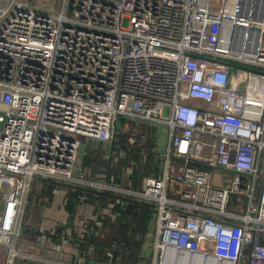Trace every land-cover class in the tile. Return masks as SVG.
Masks as SVG:
<instances>
[{"label":"built area","instance_id":"2783aa9c","mask_svg":"<svg viewBox=\"0 0 264 264\" xmlns=\"http://www.w3.org/2000/svg\"><path fill=\"white\" fill-rule=\"evenodd\" d=\"M122 118L167 126L164 169L85 179V142L108 145L110 171L127 158ZM38 179L152 204L150 264H264V0H0V264L23 254Z\"/></svg>","mask_w":264,"mask_h":264},{"label":"crops","instance_id":"0c3cea01","mask_svg":"<svg viewBox=\"0 0 264 264\" xmlns=\"http://www.w3.org/2000/svg\"><path fill=\"white\" fill-rule=\"evenodd\" d=\"M120 121L123 122V124L120 126L121 131L123 132L126 131L127 127H129V124H135L133 122H128V124L126 120ZM167 131L168 129L166 125H159L158 128H156V134L158 133L156 144L159 146L160 150L158 154L161 157V160H164L160 162V165H158L160 171L164 169L165 165L164 154L167 152L169 138ZM101 147L105 150L103 155L104 160L107 163V167L105 170L100 169L99 171L92 173L93 170L96 171L99 166L93 161L90 162V165H85L83 163V158L87 155L88 151H96ZM106 151H108V145L105 143L94 140L84 143L82 148V171L84 178L90 181H98V183L103 184V180L105 182L108 180V178L103 177L104 174L109 173L110 175L114 176V178L119 177L115 171L116 169L120 168L122 183L126 184L129 181V179H127L126 183H124L125 181L123 182V180L126 179V176L132 178L131 182H133L135 180L133 178L134 174L132 175L131 173L130 176L128 172L130 171V168L128 169V165H130V161L133 159L132 155H128L127 160L124 158V161L126 162L124 167L118 164L116 165L117 167L115 170L110 171V163H108L109 159L106 157ZM135 157L137 160V155H135ZM112 163L114 162L112 161ZM181 165L182 163L180 160H174L173 158L171 159V166L174 171H178ZM153 174L154 172L149 173L148 175L143 174L142 177L153 176ZM142 179L143 178H141L139 181L141 182ZM126 186H129V182ZM57 191H63L62 196L57 195ZM82 191L83 192L73 200L71 198L70 202H67L70 198V191H68V188L59 185L58 188L53 190L54 195L52 198H48L39 202L36 196L32 198L30 196L29 201L31 200L33 202L31 212H34L36 207H39L42 213L37 216V222H33L30 219L26 221V216L25 222L28 224V226L32 223L38 231L36 233H32V231L28 230L27 228V230L22 232L18 240V249L22 251L23 254L18 255L15 258L14 264H115L114 262L111 263L108 259V256L106 257L105 254L103 255L100 253L97 248H95L92 254L85 257L83 252L86 246H82L81 243L78 245V243L72 240L70 236L76 235V232L81 229V225L83 224V226H85L90 232L87 234V239L92 238L93 235L96 237L102 236L106 230L104 222L107 219L111 220V222H114L120 215V212L117 210V208L125 207L127 199L123 198L117 202V198L115 196L106 195L107 192L102 194V191H100L98 195H94L90 192H87L86 189H83ZM71 202L74 207L73 211L67 207V204ZM141 203L147 204L145 202ZM152 216L153 217L150 221L148 232L146 233L145 240L139 254L140 259L138 260L137 264H139L140 260H143L149 264V258L146 254L150 252V248L152 247V243L154 241L156 220L155 210L153 211ZM39 218L40 221L38 222ZM57 244L60 245V249H57ZM117 259L120 260L121 264H127L123 261L122 256ZM6 260L7 255L5 253V248L0 246V262H5Z\"/></svg>","mask_w":264,"mask_h":264},{"label":"trees","instance_id":"16d2710c","mask_svg":"<svg viewBox=\"0 0 264 264\" xmlns=\"http://www.w3.org/2000/svg\"><path fill=\"white\" fill-rule=\"evenodd\" d=\"M155 134L156 128L148 124H129V127L125 132L121 131V129H116V136L121 137V144L123 147L126 142L129 143L132 141V145H130L134 146V150L139 154L137 156L139 169L133 175V178L137 181L142 178L143 174L148 175L149 173H152L155 167L158 168V165H160V162L162 161L158 152L154 150L157 147ZM123 147L121 148L122 151H124ZM104 153L105 150L101 147L96 151H88L87 155L84 156L83 163L85 165H90V162L93 161L99 166L96 171L93 170L92 173H95L100 169L105 170L107 167V163L104 160ZM143 158L144 161H142ZM173 159L179 160L176 157ZM115 172L119 175V177L121 176L120 168L116 169ZM123 182L126 183L127 180L125 179ZM55 188H58V184L55 181L50 179H38L33 184L31 198L36 196L39 202L52 198L54 195L53 190ZM82 190L83 189L70 191V198L67 202H70L71 198L73 200L80 195L83 192ZM86 191L91 194L94 193L92 190ZM104 193L105 192H102V194ZM106 195L113 196V194L108 192ZM126 202L125 207L117 208L120 215L114 222H111L109 219L104 222L106 228L105 233L99 237L93 235L92 238L87 239V242L94 244L99 252L103 255L105 254L106 257V253L108 251H112L115 253V259L122 256L123 261L127 264H137L140 259L139 254L144 243L146 233L148 232L150 221L153 217L154 206L148 203L142 204L141 202L130 198H127ZM71 204L72 202L68 203L67 207L73 211L74 207L73 204ZM246 204L247 201L244 196L232 195L229 200L228 208L231 212L242 215L246 211ZM39 221L40 218L38 219V222ZM28 230H31L32 233H36L38 231L32 223L28 226ZM81 245L85 247L87 243H81Z\"/></svg>","mask_w":264,"mask_h":264},{"label":"rangeland","instance_id":"374dc122","mask_svg":"<svg viewBox=\"0 0 264 264\" xmlns=\"http://www.w3.org/2000/svg\"><path fill=\"white\" fill-rule=\"evenodd\" d=\"M121 120H125L124 118H122ZM123 124V122L122 121H120V122H118V125H117V130H120V126ZM116 139H117V142H116V144H115V148H116V152H115V155L117 154V151H120L121 150V148L123 147V145L121 144V142H122V139H121V137L120 136H116L115 137ZM155 139L157 140V134H155ZM85 140V139H84ZM129 144H132V143H129ZM128 144V142H126V144H124V147H123V150H124V152H126V154L125 155H132V158H135V155H139L138 154V152H136L135 150H134V146H131V145H129ZM126 145H128V146H126ZM118 146H119V148H118ZM155 151H157V152H159L160 150H159V146H157L156 147V149H154ZM124 155V156H125ZM121 156V155H120ZM126 160H127V158H126ZM112 161L113 162H116L115 164H120L121 166H123L124 167V164L126 163L125 161H124V159H123V157L121 156V158H117V159H112ZM142 161H144V158H143V160ZM162 161H164L163 159H162ZM127 167V166H126ZM222 176V172H220V171H217V172H215V175H214V182L216 183V184H219L220 183V177ZM62 194H63V191H57V195H61L62 196ZM259 196H260V188H259V192H258V197L256 198V200L258 201V199H259ZM35 204H37V203H35ZM32 205H33V202L30 200L29 201V203H28V206H27V215H26V221L28 220V219H30L31 221H33V222H36V219H37V216L40 214V213H42L41 212V209L39 208V207H36V210L34 211V212H31V208H32ZM39 205V204H38ZM45 221V220H44ZM150 264V263H149Z\"/></svg>","mask_w":264,"mask_h":264},{"label":"water","instance_id":"95a60500","mask_svg":"<svg viewBox=\"0 0 264 264\" xmlns=\"http://www.w3.org/2000/svg\"><path fill=\"white\" fill-rule=\"evenodd\" d=\"M230 65H232V66H237L236 64H234V63H230Z\"/></svg>","mask_w":264,"mask_h":264}]
</instances>
